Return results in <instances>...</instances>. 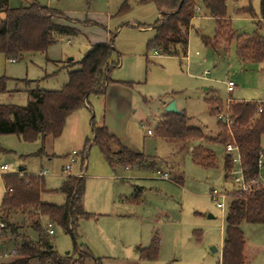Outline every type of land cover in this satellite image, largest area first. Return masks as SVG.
I'll list each match as a JSON object with an SVG mask.
<instances>
[{"label": "rangeland", "instance_id": "obj_1", "mask_svg": "<svg viewBox=\"0 0 264 264\" xmlns=\"http://www.w3.org/2000/svg\"><path fill=\"white\" fill-rule=\"evenodd\" d=\"M37 1L73 18L81 32L62 37L46 52L26 53L16 62L0 53V78H7L8 89L30 86L19 79L35 80L43 89H60L68 81V58L79 60L90 44L113 38L116 48L113 59L118 64L110 72L114 82L106 95H90L89 107L71 114L60 136L26 141L17 134L0 135V165L10 167L0 172V206L5 192L2 173H16L21 166L26 173L45 170L46 188L56 190L67 175L78 176L84 170L85 208L94 216L81 221L79 245L87 244L96 256L102 257L103 264H219L225 210L217 208L211 190L234 188L224 179L226 146L204 141L218 156L216 167H204L191 158L190 144L185 149L181 141L160 137L156 126L166 107L176 101L178 109L187 113L188 125L200 127L207 136H215L219 113L217 116L211 113L207 93L215 90L225 106L230 99L259 104L264 100V60L241 59L237 40L226 51L215 52L207 46L203 36H213L216 24L215 19L200 10V5L189 30L188 57L181 59L157 56L155 49L148 48V41L154 35L149 25H154L158 18L153 2L127 0L129 6L121 10L126 0ZM20 3L11 0V7ZM244 6H251L255 17L237 11ZM227 14L234 32L252 35L258 31L264 36V25L259 27L260 0H227ZM138 23L144 27L139 28ZM229 80L236 84L233 92L227 90ZM35 86L34 82L32 88ZM0 101L25 105L28 93L15 91L12 95H1ZM93 119L97 125L105 123L124 146L143 153L152 160L145 163H155V167L126 170L118 166V170H113L101 148L92 143ZM149 129L153 134L148 133ZM262 143L264 147V138ZM42 146L43 154L37 155ZM74 150L78 154L72 162ZM84 155L87 158L82 162ZM68 163L72 169L65 172ZM164 172L167 178L162 176ZM179 176L184 178L182 184L173 180ZM261 179L264 181V166ZM137 187L142 192L135 199L132 194ZM42 199L61 205L65 195L47 191ZM42 221L46 226V220ZM241 228L247 240L246 264H264V222H244ZM195 230L201 231V236ZM50 237L60 254L75 252L72 236L61 226L54 224V234ZM16 241L17 238L6 237L1 231L0 243L4 246L0 248V264L14 259ZM153 241L158 242V256L146 259L142 250ZM31 264L39 263L34 258Z\"/></svg>", "mask_w": 264, "mask_h": 264}, {"label": "trees", "instance_id": "obj_2", "mask_svg": "<svg viewBox=\"0 0 264 264\" xmlns=\"http://www.w3.org/2000/svg\"><path fill=\"white\" fill-rule=\"evenodd\" d=\"M139 1L153 2L161 13V18L153 25L155 34L149 39L148 48L158 49L164 55H187L188 33L198 5H203L216 20L213 40L229 43L236 37L227 18V0ZM20 2V6L11 7V0H0V53L8 59L18 58L25 53L46 52L50 45L62 37H73L80 33L74 20L63 12L41 5L37 0ZM128 6L126 0L121 10ZM238 12L255 15L251 6L239 9ZM260 13L264 20V0H260ZM239 37L238 55L241 59L264 60L263 35L255 32ZM203 40L210 45L212 39L203 36ZM115 52L114 38L109 42L91 44L81 59L68 63V81L60 89H43L34 81L36 86L27 91V104H6L0 101V135L17 134L26 141L45 139L48 135L60 136L68 116L88 105L90 95H106L108 84L114 82L110 72L118 64L113 59ZM6 80V77L0 78V93L7 91ZM206 100L215 116L227 107L215 90L207 93ZM229 117V126L218 119V132L210 137L200 127L188 125L185 111H166L157 123L156 133L169 141L183 142V148H187L190 142H199L190 150V154L194 162L204 167H216L218 163L216 153L204 141H215L224 146L235 143L242 155L245 176L254 178L259 175L258 157L264 155V103L259 111L257 102L234 100L229 104ZM92 141L101 148L113 169L140 165L148 160L143 153L131 151L124 146L110 133L106 124L97 125L94 119ZM43 151L42 146L36 154L42 155ZM85 158L86 155L82 157V162ZM223 169L225 181L231 182L232 164L228 152L223 155ZM43 176L26 172L2 176L5 184L0 207L2 235L18 239L13 250L14 259L8 264H31L34 258L39 264H87L89 261L103 264L102 258L96 257L86 244L79 245L81 221L94 216L84 205L85 176L67 175L56 190L46 188ZM227 190L229 194L219 264H246V237L241 226L244 222H264V187H256L251 193L243 192L235 186ZM47 191L62 192L65 202L57 205L43 201L42 195ZM44 217L72 236L74 253L60 254L54 248L42 221ZM158 253L156 242L142 250V256L146 259L157 258Z\"/></svg>", "mask_w": 264, "mask_h": 264}, {"label": "built area", "instance_id": "obj_3", "mask_svg": "<svg viewBox=\"0 0 264 264\" xmlns=\"http://www.w3.org/2000/svg\"><path fill=\"white\" fill-rule=\"evenodd\" d=\"M156 55H159V52L156 50L155 51ZM11 61H16V58H11ZM236 87V84L233 80H229L227 82V90L229 92H233L234 89ZM231 101V99L229 100V102ZM264 103V100L258 104V110L261 111L262 110V104ZM219 118L221 120H223L226 124H228V126L230 125L231 121H230V117H229V103L228 106L226 107V111L223 113H219ZM149 134H152L153 131L151 129H149L148 131ZM226 151L231 155V164H232V169L230 171L231 174V179H232V184L235 186V188L242 190L243 192H247V193H251L253 192V190L256 187H264V181L261 179V169L264 166V155L261 154L258 157V168H259V175L254 177V178H247L245 176V172L242 166V155L239 149V146L235 143H228L226 145ZM78 154V152L76 150L73 151V153L71 154V161L75 162V156ZM9 169V165L7 164H2L0 165V171L2 170H8ZM72 169V164L68 163L66 165L65 168V172H69ZM45 170L41 171L40 174L44 175L45 174ZM84 173L81 172V174H79L78 176H83ZM162 176L164 178L168 177V174L162 173ZM229 191L227 189H223V190H218L216 188H212L211 190V197L213 198V200L216 202V205L218 208H220L221 210H226V202L228 199V193ZM3 228V223L0 222V233L2 231ZM46 228L49 232L50 235L54 234V222L49 221L46 224Z\"/></svg>", "mask_w": 264, "mask_h": 264}, {"label": "crops", "instance_id": "obj_4", "mask_svg": "<svg viewBox=\"0 0 264 264\" xmlns=\"http://www.w3.org/2000/svg\"><path fill=\"white\" fill-rule=\"evenodd\" d=\"M157 7V6H156ZM200 7H201V9L200 10H204L205 11V13L206 14H209L210 15V12L203 6V5H200ZM248 7H250V6H244V7H241V8H237V11L239 10V9H242V8H248ZM199 8V5L196 7V13H197V10H199L198 9ZM196 13H195V16L193 17V19H192V21H191V25H192V22H193V20H194V18L196 17ZM244 14H248V13H244ZM248 15H251V14H248ZM211 16V15H210ZM252 17H255V15H251ZM212 17V16H211ZM161 18V13L159 12V10H158V18L156 19V21L158 20V19H160ZM213 19H215L214 17H212ZM228 18V22H229V24H230V26H231V18L228 16L227 17ZM73 19V18H72ZM156 21L154 22V23H156ZM75 23H74V25L76 26V23H77V21H74ZM259 25L260 26H263L264 25V20H259ZM215 24H216V26H215V33L213 34V36H211V43H210V45L209 44H207V46H210L211 48H213L214 49V51L215 52H219V51H222V50H224V51H226L227 49H228V47H230V45H231V43L234 41V40H237V46H239V40L241 39V37H239V36H245V35H247V34H241V33H236L235 35H236V37L234 38V40H232L231 42H224L225 44H226V46L223 48V44L224 43H218V42H220V41H217L216 42V40H213V38H214V36L216 35V28H217V23H216V20H215ZM131 25H133V24H131ZM134 26V25H133ZM259 26V27H260ZM78 27V26H77ZM138 27L139 28H143L144 26L141 24V23H138ZM149 27H151L152 28V30L154 31V34H155V29L153 28V25H149ZM231 28H232V26H231ZM78 29L80 30V27H78ZM190 30V29H189ZM232 30H233V28H232ZM80 32H81V30H80ZM256 32H258V31H256ZM110 33L112 34V31H110ZM154 36V35H153ZM102 42V41H101ZM106 42V41H105ZM92 44H94V43H92ZM91 45V44H90ZM89 45V46H90ZM158 51L159 52V55H157V56H162V55H164V54H162L161 53V51L160 50H158V49H155V51ZM188 51H189V33H188ZM237 52H238V48H237ZM26 54V53H25ZM25 54H23L22 56H24ZM22 56H20V57H22ZM166 56V55H165ZM167 56H169V55H167ZM239 56V55H238ZM6 57V56H5ZM176 57H179V56H176ZM188 57V52H187V55L186 56H183V57H179V58H181V59H186ZM7 58V57H6ZM8 59V58H7ZM8 60H10V59H8ZM18 60V58H16V61ZM73 60H74V58H73ZM16 61H14V62H16ZM67 63H69L70 61H72V60H70L69 58L67 59ZM13 62V61H12ZM60 63H62V64H64V65H67V63L65 64L64 63V61H61ZM56 66L58 67V64H56ZM20 81H23V83L24 84H26V83H29V85L30 86H26L24 89H22V90H11V89H8L7 88V91L6 92H3V93H0V96L1 95H12V94H14V92L15 91H26V93H28L27 91L29 90V89H31L32 88V85L34 84V81L35 80H29V79H19ZM65 84V83H64ZM111 84L109 83L108 84V86H107V88L110 86ZM7 87V86H6ZM107 91H108V89H107ZM107 91H106V93H107ZM29 98V97H28ZM232 101V100H231ZM230 101V102H231ZM238 101V100H237ZM243 101H245V100H243ZM230 102L228 101V103L230 104ZM262 101H260V102H258V103H261ZM3 103V102H2ZM7 104V103H6ZM89 104V103H88ZM227 106H228V104H227ZM84 107H89L88 105H85ZM83 108V107H82ZM180 111H184V110H180ZM75 113V112H74ZM163 114V113H162ZM70 116V115H69ZM68 116V117H69ZM161 119V118H160ZM159 119V120H160ZM102 124H105V123H102ZM101 125V124H100ZM65 127H66V125H65ZM108 127V126H107ZM109 129V128H108ZM153 134V133H152ZM199 142H190V143H188V144H190V146H189V150H192L193 148H194V146H196L197 144H198ZM186 149V148H185ZM226 149V148H225ZM227 152V151H226ZM217 155V154H216ZM218 157V156H217ZM153 159V158H152ZM147 161H149V162H152V160H146V162ZM146 166H153V167H155V163H149V164H146L145 162H143L142 164H140V165H134V166H130V167H124L126 170H131L132 168H135V167H139V168H143V167H146ZM10 168V167H9ZM113 169V168H112ZM119 168H116V169H113V170H118ZM9 170V169H8ZM25 170V169H24ZM24 170L23 171H18V172H24ZM5 171H7V170H2V172H5ZM44 171V170H43ZM84 170H82L81 172H83ZM1 172V171H0ZM158 173H160V171L158 170ZM165 173V172H164ZM4 174H11V173H2V175H1V180H2V182H3V186H4V189H5V184H4V180H3V175ZM38 174H40V173H38ZM161 174V173H160ZM43 178H44V181H45V185H46V179H45V174H44V176H43ZM64 180V179H63ZM173 180L176 182V183H179V184H182L183 183V180H184V178L183 177H181V176H179V177H175V178H173ZM50 190V189H49ZM54 190V189H53ZM135 191L133 192V194H132V196L135 198V199H137V198H139L140 197V194H141V192H142V189L141 188H139V187H137V188H135L134 189ZM4 194H5V192H4ZM3 197H4V195H3ZM2 200H3V198H2ZM43 200V199H42ZM1 203H2V201H1ZM84 205H85V197H84ZM217 206V205H216ZM1 207V206H0ZM218 208V207H217ZM220 209V208H219ZM46 220V224L50 221V219L48 218V217H46V218H43V220ZM44 224H45V222H44ZM80 230V229H79ZM224 232V226L222 227V233ZM80 233V232H79ZM194 233L197 235V236H201V231H199V230H195L194 231ZM80 237H81V234H80ZM153 243H154V241H153ZM152 243V244H153ZM156 243H158L157 241H156ZM83 244H85V243H83ZM151 244V245H152ZM87 245V244H86ZM150 245V246H151ZM4 245L2 244V243H0V248H2ZM88 246V245H87ZM89 247V246H88ZM246 247H247V240H246ZM246 247H245V249H246ZM91 250V249H90ZM217 250V249H216ZM93 253V252H92ZM94 254V253H93ZM95 255V254H94ZM96 256V255H95ZM246 256V255H245ZM96 257H100V256H96ZM102 258V257H101ZM246 260H247V256H246Z\"/></svg>", "mask_w": 264, "mask_h": 264}, {"label": "water", "instance_id": "obj_5", "mask_svg": "<svg viewBox=\"0 0 264 264\" xmlns=\"http://www.w3.org/2000/svg\"><path fill=\"white\" fill-rule=\"evenodd\" d=\"M70 60H73V57L69 58ZM166 111L168 112H180V110L178 109L177 105H176V101L171 102L167 107H166ZM25 169L24 166H21L19 168L20 171H23ZM212 217V215H210ZM213 251H216V248H212Z\"/></svg>", "mask_w": 264, "mask_h": 264}]
</instances>
